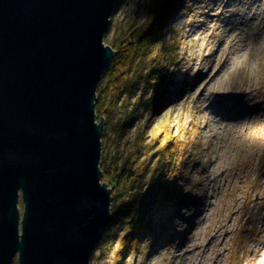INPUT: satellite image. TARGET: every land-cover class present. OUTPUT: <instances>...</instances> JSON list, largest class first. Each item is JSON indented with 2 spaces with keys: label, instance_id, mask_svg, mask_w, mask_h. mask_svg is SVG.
<instances>
[{
  "label": "rangeland",
  "instance_id": "374dc122",
  "mask_svg": "<svg viewBox=\"0 0 264 264\" xmlns=\"http://www.w3.org/2000/svg\"><path fill=\"white\" fill-rule=\"evenodd\" d=\"M163 1L121 0L103 41L119 42ZM167 13L159 33L180 32L184 83L157 109L120 96L104 123L100 161L114 174L132 169L154 149L146 144L156 130L187 129L198 155L188 186L196 199L147 230L142 249L125 251L120 264H264V0H176ZM119 227L104 231L90 264L117 263L127 233Z\"/></svg>",
  "mask_w": 264,
  "mask_h": 264
},
{
  "label": "water",
  "instance_id": "95a60500",
  "mask_svg": "<svg viewBox=\"0 0 264 264\" xmlns=\"http://www.w3.org/2000/svg\"><path fill=\"white\" fill-rule=\"evenodd\" d=\"M113 8L0 0V264H90L111 222L94 103Z\"/></svg>",
  "mask_w": 264,
  "mask_h": 264
},
{
  "label": "trees",
  "instance_id": "16d2710c",
  "mask_svg": "<svg viewBox=\"0 0 264 264\" xmlns=\"http://www.w3.org/2000/svg\"><path fill=\"white\" fill-rule=\"evenodd\" d=\"M174 1L164 0L150 21L129 29L119 42L108 40L107 44L115 48V55L98 82L94 103L97 119L102 114L105 124L109 122L110 109L124 93L135 97L137 103L157 109L166 103L169 89H177L180 80L184 83L180 79L184 62L180 32L174 29L171 37L166 30L159 33L167 28V10ZM120 2L115 0V6ZM161 19L159 27L157 23ZM147 92L149 95L145 98ZM182 131V134L170 133L166 127L156 130L153 141L146 144L154 145V149L144 154L142 163L139 161L132 169L114 174L115 166L100 161L102 180H106L112 190L109 207L112 219L105 231L116 223L127 232L119 240L116 264L121 263L125 251L142 249L141 235L148 227L164 222L185 200L196 199L192 187L188 186L193 182L190 168L198 155L194 157L196 147L192 135L189 138L187 129ZM150 154H155L153 159ZM143 253H146L144 249Z\"/></svg>",
  "mask_w": 264,
  "mask_h": 264
},
{
  "label": "bare ground",
  "instance_id": "6f19581e",
  "mask_svg": "<svg viewBox=\"0 0 264 264\" xmlns=\"http://www.w3.org/2000/svg\"><path fill=\"white\" fill-rule=\"evenodd\" d=\"M261 10L259 9L257 12H260ZM106 182V181H105ZM108 183V182H107ZM154 226H156V225H154ZM154 226H151V227H148L147 228V230H149V229H153L154 228ZM147 230L145 231V233L147 232ZM144 234V233H143ZM143 234L141 235V237L143 236Z\"/></svg>",
  "mask_w": 264,
  "mask_h": 264
}]
</instances>
